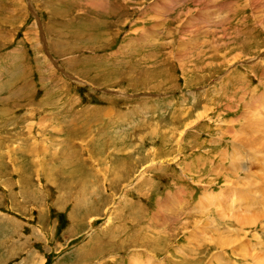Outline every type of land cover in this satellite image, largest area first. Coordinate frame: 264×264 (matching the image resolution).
<instances>
[{"label": "rangeland", "instance_id": "rangeland-1", "mask_svg": "<svg viewBox=\"0 0 264 264\" xmlns=\"http://www.w3.org/2000/svg\"><path fill=\"white\" fill-rule=\"evenodd\" d=\"M0 264H264V0H0Z\"/></svg>", "mask_w": 264, "mask_h": 264}, {"label": "bare ground", "instance_id": "bare-ground-1", "mask_svg": "<svg viewBox=\"0 0 264 264\" xmlns=\"http://www.w3.org/2000/svg\"><path fill=\"white\" fill-rule=\"evenodd\" d=\"M205 199V197H203V200Z\"/></svg>", "mask_w": 264, "mask_h": 264}]
</instances>
